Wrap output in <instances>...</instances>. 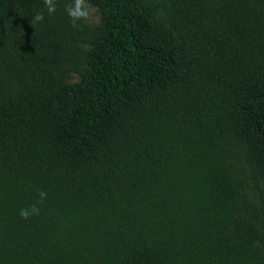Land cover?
<instances>
[{
  "label": "trees",
  "instance_id": "trees-1",
  "mask_svg": "<svg viewBox=\"0 0 264 264\" xmlns=\"http://www.w3.org/2000/svg\"><path fill=\"white\" fill-rule=\"evenodd\" d=\"M70 2L0 0V264H264V0Z\"/></svg>",
  "mask_w": 264,
  "mask_h": 264
},
{
  "label": "clouds",
  "instance_id": "clouds-1",
  "mask_svg": "<svg viewBox=\"0 0 264 264\" xmlns=\"http://www.w3.org/2000/svg\"><path fill=\"white\" fill-rule=\"evenodd\" d=\"M44 7L49 16L56 12V0H43ZM93 5L90 0H71L65 7V12L69 17L70 23L73 28H78L81 22H87L92 16ZM45 19V14L43 11L37 12L31 23L38 24ZM47 192L45 190H40L38 193V200L33 203L30 207L23 208L20 210V216L22 219H29L32 216H38L40 214L39 204H42L47 199Z\"/></svg>",
  "mask_w": 264,
  "mask_h": 264
},
{
  "label": "rangeland",
  "instance_id": "rangeland-1",
  "mask_svg": "<svg viewBox=\"0 0 264 264\" xmlns=\"http://www.w3.org/2000/svg\"><path fill=\"white\" fill-rule=\"evenodd\" d=\"M85 23L91 29L97 27L99 23V14L95 8L92 10L91 18ZM76 81L77 78L75 75H72V82ZM235 171L241 177L246 178L249 183V186L245 189V194L248 200L254 204H259L260 195L264 197L263 177L260 176L256 169H252L249 165L243 162L235 164Z\"/></svg>",
  "mask_w": 264,
  "mask_h": 264
}]
</instances>
